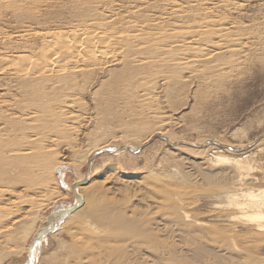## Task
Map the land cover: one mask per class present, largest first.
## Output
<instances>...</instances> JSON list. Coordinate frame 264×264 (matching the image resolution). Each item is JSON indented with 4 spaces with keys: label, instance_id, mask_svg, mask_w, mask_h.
Here are the masks:
<instances>
[{
    "label": "bare ground",
    "instance_id": "obj_1",
    "mask_svg": "<svg viewBox=\"0 0 264 264\" xmlns=\"http://www.w3.org/2000/svg\"><path fill=\"white\" fill-rule=\"evenodd\" d=\"M64 1L65 7L67 6L64 10L75 16L71 27L37 32L32 30L30 33L20 30L17 31V40L21 39L19 43L12 41L6 31H0V49L3 50L0 51V73L6 74L10 83L7 89L2 90L4 95L0 97L1 221L14 218L15 208L27 209L24 207L26 203L28 208L30 206V198L27 201L20 194H16L19 197L14 199L17 188L25 192L33 190L34 193L42 187L50 189L53 183L58 185L56 173L61 164L57 161V149L61 147L53 143L69 142L79 137L77 125L81 124L84 114H91L89 118L98 129L87 134V143L83 148L76 146L77 143L72 146V141L71 144L65 143L72 146L69 149H72L73 154L81 153L88 165L87 174L72 186L71 191L79 200L77 206L58 212L52 226L31 237L29 234L32 235L34 230L28 223L35 219L31 218L21 226L25 227L22 236L27 234L26 237H30L28 264H38L36 256L39 241L44 236L55 234L57 228L62 227L65 222L78 219L75 221L80 223L75 230H83L90 236L95 235L96 229L91 222L94 216H91V212L85 214V209L86 197L94 188L90 169L96 158L107 153L118 157L138 155L155 141L163 142L175 152L190 148L195 154L203 155L212 149L213 154L208 160L210 163L218 166L233 165V179L236 183L234 192L225 195L227 209L242 214L246 219L244 223L253 224L254 230L260 234L256 233L264 238V189L250 186L248 180L251 179L252 168L244 162L258 143L230 146L217 139L212 141L203 138L195 142L177 140L172 136L171 130H167L172 125L171 121L164 118L162 104L166 101H161L162 98H169L185 89L187 92L192 87L196 102L199 94L202 96L201 102H207L215 94H221L235 84L238 76L249 69L253 59H261L264 55V32L260 28L259 36L256 32H248L243 23L230 17L244 9L240 2L245 0ZM42 3V0H0V21L8 14L16 18L15 22L24 17L38 19V10L43 6ZM118 4L127 6L122 13L116 12ZM151 13H155L154 19L149 18ZM255 31L258 33V30ZM158 90L160 92L157 93ZM173 102L176 103L174 98ZM233 135L240 136L237 132ZM109 136L114 138L113 142H108L106 138ZM65 144L61 146L65 147ZM46 196L51 201L62 194L50 193ZM166 198L163 199L164 202L161 201V205L167 201ZM8 199H11L12 204L8 203L11 206L4 205V201ZM177 203L175 205L180 207V220L191 222L192 226H204L197 220L191 221L190 216L181 209L182 204ZM31 209H34L33 206ZM23 212L21 213L24 214ZM101 214L99 211L95 217L112 229L122 225L119 220L104 218ZM3 225L5 224L0 227ZM73 231L70 230L72 233ZM161 233L163 234L162 231ZM235 243H232L231 249L236 247ZM259 243L264 247V242ZM87 244L90 245V242ZM78 245L79 243L76 246ZM84 245L83 247L86 246ZM104 246L99 247L102 254L107 255L104 256L106 258H103L100 248L96 249L102 257L98 264L123 263L119 256L117 258L112 253L110 254L114 257L109 258L110 254L107 253L110 247L108 249V245ZM123 246L125 252L123 248H118L119 252L122 250L126 253L130 250L125 244ZM130 248L135 250L132 245ZM93 251L91 250L92 253ZM235 251L238 252V249ZM229 252L232 253L231 250ZM123 253L121 254L124 256ZM132 261L135 262V259ZM243 261L247 264L249 262L243 259L239 263L242 264ZM250 264H264V259L256 262L251 260Z\"/></svg>",
    "mask_w": 264,
    "mask_h": 264
},
{
    "label": "rangeland",
    "instance_id": "obj_2",
    "mask_svg": "<svg viewBox=\"0 0 264 264\" xmlns=\"http://www.w3.org/2000/svg\"><path fill=\"white\" fill-rule=\"evenodd\" d=\"M42 1L43 6L38 10V19L31 20L24 17V19L15 22L16 18H12L8 14L5 15L6 20L0 21V31L3 33L6 31L11 36L12 41L16 42L19 39L17 31L20 30H26L29 33L32 30L36 32L49 29L62 30L74 24L73 18L75 16L64 10L67 7H65L64 0ZM245 1L240 2L243 4L244 9H241L239 13L231 14L230 17L234 21L243 23L248 32H256L259 36L261 32H264V0ZM126 7L118 4L116 12L122 13ZM78 17L79 15L76 16V18ZM149 18L154 19L155 13L149 14ZM3 22L6 24L4 25ZM248 26L252 28L250 29ZM259 28L261 32H259ZM255 30H258V33ZM20 40L17 43L21 42ZM31 44L34 45L33 42ZM31 44L29 43V45ZM0 51L3 50L0 49ZM263 56L261 59L260 57L256 60L253 59L249 69L238 76L235 84L223 93L215 94L207 102H201L200 98L202 96L200 94L198 97L200 100L197 98L198 102H196L197 100L194 99V94H192L194 90V88L192 90V87L188 88L187 92L185 89L181 93L172 94L169 98H165L166 100L164 98L161 100L166 101L165 104H162L164 118L171 121L172 125L167 130H171L172 136L177 140L195 142L203 138L212 141L217 139L230 146L258 143L251 149L247 159L244 160L252 168L251 179L248 180V183L254 189H264ZM6 78V74L0 73V97L4 95L2 90L7 89L10 85ZM158 92L160 91L158 90ZM173 98L176 103L173 102ZM86 103L89 105L88 102ZM7 114L9 113L7 112ZM84 115L81 117L82 120L80 118L81 124L77 125L80 134L76 138L77 140L61 142L62 144L53 143L57 144V147H61L57 149L59 154L57 161L59 160L58 162L61 164L56 173L58 185L53 183V185L51 184L53 188H39L40 191L43 190L41 193H38L39 190H35L37 193L35 191L33 193V190L25 192L23 189H16L14 199L19 197L16 194H20L27 201L30 198L28 205L31 207L28 208L26 203L24 207H27V209L17 207L20 208L18 210L15 208V217L17 218L6 219L10 222L3 219L2 222L0 218V223L5 224L2 227H5L4 229L0 227V264H28L30 237L52 226L56 222V215L61 210H71L77 206L79 200L72 193V186L80 177L87 174L88 165L81 153L76 154L74 152L73 154L72 149L69 148L73 146V143H77L76 146L83 148L87 143V134L98 130L95 123H93L94 121L89 118L91 114ZM235 132L239 133L240 136L234 137L233 133ZM109 138H106L108 142L114 141L113 137L109 136ZM65 143H70L72 146L69 145L71 146L69 147ZM63 144L66 146L63 147ZM182 149L181 152H175L170 150L163 142L155 141L138 155L130 156L127 154V156L118 157L107 153L96 158L90 169L93 173L91 181L94 180V188L91 194L86 197L88 206L86 205L85 209V214L91 212V216H94L91 222L96 229L95 235L90 236L83 230H75L74 228H77L78 223H80L79 221L76 222L78 219L65 222L62 227L57 228L58 231L53 234L55 236H44L39 241L37 245L38 255L36 256L38 264H98L102 259L99 252L102 250L103 245H108V249L110 247L108 253L106 251L108 255L112 253L117 258L119 256L122 259L123 263L120 264L127 261L128 263L131 261V264L132 262L133 264H155V262L156 264H240L243 259L249 261L248 264H250L251 260L256 262V260L264 259V247L260 246L259 243L264 242L263 236H260V233L254 230L253 224L244 223L246 219L242 214L227 209L226 206L227 199L225 195L231 191L234 192L236 180L233 179V171L235 167L224 164L218 166L210 163L208 160L213 154L214 150L212 149L203 155L195 154L190 148ZM236 154L241 155L242 153ZM228 155L233 154L228 153ZM109 179L110 181H108ZM152 188H156V190ZM50 193H59L62 196H58L56 199L53 198L50 201L46 196ZM75 193L78 194V191ZM164 198L167 200L164 205L169 202L172 205L164 206L162 204L163 207L160 203L164 202ZM176 199L183 206L179 202L177 203ZM32 200L33 202H31ZM8 201L5 200L4 205L11 206L9 205L12 204L11 199H8ZM174 202L181 205V209L190 216L191 221L197 220L204 226H192L191 222L180 220L178 212L180 207H177ZM32 206L34 209H31ZM35 209H37V212ZM98 209L102 212L101 217L110 218L111 220L117 219L120 223L122 222V225L119 228L112 229L111 226L103 224L97 216L95 217V214L99 212ZM32 210H35V212ZM31 218L35 219L32 223L29 222ZM242 218L245 220H241ZM27 222H29L28 226L34 230L32 235L29 234V238L26 237L27 234L23 237L25 227H21ZM166 226L167 229H165ZM70 230L77 232L73 231L72 233ZM85 242L86 244L90 242V245L93 242V246L88 245L89 243L86 245ZM231 242L237 243H235L236 247L232 248L233 250L231 249V246L233 247ZM247 242L249 243L247 244ZM77 243H79L78 246H76ZM123 244L125 246L131 244L135 250L130 248L131 245H127L126 248L130 249L127 251L129 253H123L125 250ZM251 244L255 246L253 245V247ZM80 247H83V251ZM97 247L100 248V251L96 250ZM240 247L242 248L240 249ZM118 248L119 250L123 248V251L119 252ZM236 248L238 252L243 253L239 254L235 251ZM91 250H94V253ZM110 250L112 251L109 252ZM230 250L232 253L229 252ZM113 255L110 254L108 257H114ZM102 256L103 258L107 257L106 254H102ZM247 258H250V260ZM129 259L131 260L129 261ZM134 259L135 262L132 261ZM242 264L247 263L243 261Z\"/></svg>",
    "mask_w": 264,
    "mask_h": 264
},
{
    "label": "water",
    "instance_id": "obj_3",
    "mask_svg": "<svg viewBox=\"0 0 264 264\" xmlns=\"http://www.w3.org/2000/svg\"><path fill=\"white\" fill-rule=\"evenodd\" d=\"M62 208V207H61Z\"/></svg>",
    "mask_w": 264,
    "mask_h": 264
}]
</instances>
